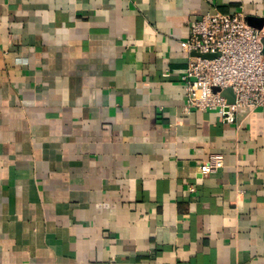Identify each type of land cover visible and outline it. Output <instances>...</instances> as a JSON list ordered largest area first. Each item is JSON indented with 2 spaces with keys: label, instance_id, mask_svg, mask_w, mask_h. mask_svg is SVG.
<instances>
[{
  "label": "crops",
  "instance_id": "obj_1",
  "mask_svg": "<svg viewBox=\"0 0 264 264\" xmlns=\"http://www.w3.org/2000/svg\"><path fill=\"white\" fill-rule=\"evenodd\" d=\"M215 11L264 0H0V264H264V110L181 111Z\"/></svg>",
  "mask_w": 264,
  "mask_h": 264
},
{
  "label": "built area",
  "instance_id": "obj_2",
  "mask_svg": "<svg viewBox=\"0 0 264 264\" xmlns=\"http://www.w3.org/2000/svg\"><path fill=\"white\" fill-rule=\"evenodd\" d=\"M263 39L264 29L249 26L241 11H215L195 20L180 42L187 56L179 76L184 93L181 111L215 112L226 124H234L239 109L264 110ZM222 167V155H210L201 163L200 174H214Z\"/></svg>",
  "mask_w": 264,
  "mask_h": 264
},
{
  "label": "water",
  "instance_id": "obj_3",
  "mask_svg": "<svg viewBox=\"0 0 264 264\" xmlns=\"http://www.w3.org/2000/svg\"><path fill=\"white\" fill-rule=\"evenodd\" d=\"M246 22L248 23L249 26H251L254 29H257V30L264 29V19L262 18L246 17ZM263 44H264V39H263ZM224 95L228 98L229 103L233 102V97L231 95L230 90H226L224 92Z\"/></svg>",
  "mask_w": 264,
  "mask_h": 264
}]
</instances>
